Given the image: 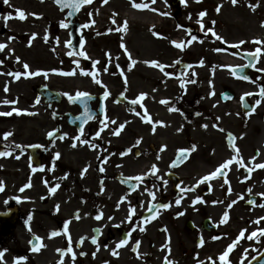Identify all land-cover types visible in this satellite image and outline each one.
Wrapping results in <instances>:
<instances>
[{"label": "flooded vegetation", "instance_id": "1", "mask_svg": "<svg viewBox=\"0 0 264 264\" xmlns=\"http://www.w3.org/2000/svg\"><path fill=\"white\" fill-rule=\"evenodd\" d=\"M189 30L192 35L200 39L210 38L203 37L197 27H191L188 23L186 25L178 23L175 28L170 27L169 32L160 33L157 40V42L166 43L168 46L166 51L170 52L175 46L173 44L169 46V42L177 41L176 37L183 36L178 41L183 40L186 46L184 50H181V55L177 60L180 62L175 63V67L179 73L177 76L185 81L179 94L175 93L173 97L167 96L159 100L158 104L161 108L168 109L169 105H172L179 111H176L178 116L164 112L169 116H163L164 124H156L154 136H147L150 134L152 124L144 122L141 116H137L131 110L136 108V111L144 115L146 108V113L150 115L151 109L146 103L147 98L139 101L137 105H132V97L126 90L129 81L132 80L138 85L137 99L141 93H145L144 86L147 79L143 47L141 51H138L140 64L137 69H134L132 63L120 64L116 59L106 57L104 60L99 59V63L93 67V71L100 70L98 78L103 81L107 89L94 82L95 88L91 93L92 99L89 103L92 118L83 128V135L80 134L78 128L80 124L76 122V119L80 118L83 113L82 109L63 96L59 102H48L49 104L37 97L41 105H35L32 100H25L26 105L21 108L23 114L12 113L11 116H0V126L14 124L20 119L22 121L17 134L10 129L0 133V150L11 152L10 156L0 157V183L4 185V191L0 192V251H4L0 264H17L19 257H27V259L19 260L18 264H58L61 253L57 249L67 252L69 246L67 234L63 231L64 224L69 221H71L68 226L72 240L71 246L76 253L74 264H165V257L173 264H198L197 259L194 258L196 251L193 248L188 249L184 242L186 235L192 236L194 232H196L194 248L202 250L206 246V250L203 251L204 257L213 253L212 246L208 245L206 240L209 232L206 222L215 220L209 217L205 205L209 201V196H215L216 190H221L225 186L214 185L224 181L225 177L214 178L196 187L197 181L214 169L199 175L197 173L212 165V160L218 157L221 149L226 152L221 153L219 157L223 154L224 158L229 159L235 155L227 142L229 133L236 137L234 143L240 149L244 163L252 169L249 176L246 168L240 167L235 162L232 164L235 170L238 168L242 172L243 176L237 180L241 186H244L245 191H247L246 183H251L253 178L264 171V168L256 167L257 164L264 163V101L259 106L255 105V101L260 99L259 87L264 84H257L256 80H259L260 76L258 73L251 72L258 66L259 60L255 67L245 74L249 77L248 80L234 76L238 81H235L238 87L243 90H233L232 101L226 102L223 99L225 87L218 96L221 103H233L239 106L238 115H236L239 126L227 128L225 124L228 116L226 115L223 121L214 120L209 107H205V98L196 91L188 93L189 90L185 89L186 84L192 83L193 80L196 82L195 78H190L194 76L192 69L197 67V63L205 57L203 54L197 56L195 60L196 56L192 51H188L197 44L196 41H192L190 45L187 44L190 36L185 37L184 32L188 33ZM232 50L234 54L248 52L247 50ZM173 53L177 55L171 51L167 57L161 52H155V60L167 65L165 63L170 61ZM102 55L106 56V54ZM243 60L246 61L248 58ZM189 65L191 68L188 67ZM105 67L108 68L107 72L103 71ZM152 67L160 76H163L160 84L174 78V75L165 76L159 68ZM121 69L124 70L123 73ZM136 70L137 73H135ZM165 71L171 73L166 68ZM185 74L190 79L186 80ZM125 76L127 84L124 82ZM108 88H115L116 91H110L111 95L105 98L103 93L105 90L109 91ZM246 92H252L253 95L242 100L241 97ZM164 99H167L169 104L160 102ZM12 107V104L0 103L2 112L11 111ZM253 107H255V112L251 111ZM129 113L138 119L135 125L139 130V137L129 136V128L133 125L130 120L125 122L129 118ZM57 116H62L63 120H56ZM105 117L108 119L106 120ZM113 119L116 124L111 123ZM171 119L174 120L172 126L164 130ZM251 119L257 120L250 123ZM152 120L155 121V117ZM197 120L201 122L196 123ZM204 121H209L211 128L221 136L219 141L207 137L209 134L205 133ZM122 123L125 127L120 135H113V130ZM105 124L108 126L104 127ZM219 128H223L224 131H220ZM108 129L111 132L107 131ZM163 130L173 131L162 133ZM53 131L55 135L49 137V132ZM98 131L100 132L99 137L96 135ZM7 132L13 135L5 140L4 133ZM65 133L67 135L60 139ZM193 133H196V137H192ZM77 136H80V140L87 139L89 144H81L80 140L74 139ZM73 143L77 146L73 147ZM92 144L97 147H91ZM17 145L22 146V149L16 147ZM193 145L196 146L195 151H189L183 160H177L178 150L191 149ZM162 148H164L163 151H161ZM129 149H131L130 152ZM57 152L60 153L59 158L55 155ZM253 157H255L254 162ZM173 161H176L175 167L172 166ZM153 164L159 169L156 176H162V180H158L153 175L147 176L143 183L131 180L130 184L138 185L135 188L123 182L129 177L149 172ZM101 167L105 171H100ZM85 168H87L86 172ZM231 173L230 165L226 170V179ZM258 178L262 181L264 175ZM29 182L31 186L25 187ZM56 184L60 187L53 194L50 188ZM254 185V192H264V190L259 192L261 184L260 186ZM229 187L231 186H227L225 190L224 198L221 194L219 197L215 196L217 201L220 200L219 203L224 202L227 196H234L235 191L229 194ZM21 188H24V191H20ZM145 188L156 193L155 201L152 200L149 192L145 191ZM192 188L195 190L184 191ZM231 189H234V186ZM124 197L127 199H123ZM196 197H201L203 202H195ZM236 197L227 202L228 207L231 205L234 209L240 203L243 204L244 199H239L238 195ZM178 198L181 199L179 205L175 203ZM258 199L257 195H248L247 205L255 206ZM233 201L236 202L232 203ZM249 201H254V203ZM153 203L157 205L167 203L171 204V207L154 208L150 213L147 208ZM57 206H59L58 209ZM131 207L136 208V213L129 222L126 218L130 214ZM101 212L103 216L97 220L95 217ZM157 212L159 215L155 219L144 223L145 218L156 215ZM77 214L80 219L75 218ZM257 217H264V215L262 213ZM176 223L178 225H175ZM141 227L145 230L140 231ZM133 228L136 230L132 231ZM217 230L219 232L218 228ZM53 231L61 234L50 238ZM129 233H131L130 236ZM216 234L217 232H214L212 236L219 237L215 240L227 239L221 233L218 236ZM36 236L41 237L43 244L46 245L39 252L31 250L30 242L34 241ZM82 237L84 242L80 244ZM92 237L96 238V244L92 243ZM201 237L204 240L203 246L200 245ZM122 239H128L129 242L117 249V244ZM136 241L140 242V246L134 251ZM113 250H117L119 255L114 256ZM71 257L70 252L64 255V264H73Z\"/></svg>", "mask_w": 264, "mask_h": 264}, {"label": "rangeland", "instance_id": "2", "mask_svg": "<svg viewBox=\"0 0 264 264\" xmlns=\"http://www.w3.org/2000/svg\"><path fill=\"white\" fill-rule=\"evenodd\" d=\"M177 1L179 0H168V4L165 5L164 0H156V3L152 4L151 7L159 11L153 12L148 9L139 10L134 8L132 6V0H109L108 4H104L103 0H93V3L88 8L84 9L78 18L82 24L89 23L93 19L96 21L94 25L84 30L86 33V41L83 51L87 53V58L80 57L79 68L92 71L93 62L99 59L104 60L105 57L113 60L116 59L120 64L126 62L129 65L131 61L128 59L127 53L124 52L122 45L127 47L132 58L137 61L134 65V69H137L140 64L138 51H141L142 47L145 52V61L149 62L155 60V52H161L163 56L167 57H169L171 51L175 52L177 55L173 53L172 58L169 59L170 61L165 63L167 64L166 69L173 73L174 78L160 84V81L163 80V76H160L152 66H148L150 63H146L144 69L147 81L144 90L147 94L146 103L151 109L150 115L152 119L155 117V121H162L163 116L167 115L164 114V112L178 116L176 111H170V108H175L172 105H169L168 109H163L158 103L162 98H166L167 96L173 97L172 95L175 93L179 94V91H181L180 89H182L185 80L177 76L179 73L175 67V63L181 55V50L172 47L170 52L166 51L168 48L167 44L164 42H157L159 36L154 35V33L169 32L170 27L175 28L178 23L181 25H186L188 23L191 26L197 27L203 37L211 38L207 40L202 39L203 43H200L199 40L196 41L197 44L188 50L192 51L196 56L195 60H197V56L203 54L205 57L202 58V60H204L203 65L200 64V60L199 63H197V67L192 69V74H194V76L190 78H195L196 82L186 84L185 89L189 90L188 93L191 91L194 93L196 91L205 98V107H209L214 120L218 122L223 121L222 119L226 118L224 117L226 115L228 118L226 119L225 126L229 129L233 126L238 127L239 124L236 115H238L239 106L233 103H221L218 98L225 86L230 87L234 91L243 90L238 87V81L234 79V76L231 74V69L223 67L220 63L224 53H227L229 57H234L233 51L217 52L214 51V49H224L226 47L225 44L237 43L239 41H245V43L242 44L239 49L236 48L235 50L253 51L256 47L264 48V44L257 45L252 42L255 39L264 41V0H238V3L235 5L232 4V0H187V4L184 3V0ZM136 2L150 3V0H136ZM175 3H177V6H173ZM249 4H258L259 6L253 11L252 8L249 7ZM219 5H222V7L220 12L217 13L216 8ZM15 9L25 10L29 15L22 21L16 18L17 14ZM161 11L169 12L170 15L162 16L159 14ZM201 11L207 12V15L203 18L205 29L213 27L214 30L224 38V41L228 43L215 40L212 35H205V33L200 30L197 20L199 19V13ZM32 13L38 15L33 16L31 15ZM9 14H12V18H7ZM189 16L191 19H189ZM113 18L116 20L115 24L112 23ZM250 18L256 25L253 30L244 28ZM62 21L66 22L64 13H61L50 1L10 0L8 4H5L4 0H0V43L7 44V47L3 51H0V61H3V63L0 64V102L5 99L18 101L12 104V112H15L13 109L21 110V108L26 105L25 100H32L35 102V105H41L40 102L38 104L36 103L39 99L35 93V87L40 85L47 86L50 89L60 92L62 95H64V93L75 95L77 91H84L87 93H92L94 91L95 84L92 77L90 75H81L79 69H77V65L73 63V61L78 59L67 55V53L71 51L68 48V44H66V41L70 40V32L68 29L60 26ZM125 21H127L128 24L127 31H115V29L121 27ZM212 21H215L214 25H212ZM110 29H112V31H109ZM33 33L37 34L34 40L31 39ZM46 34L48 35L47 42L44 39ZM184 36L186 37L189 35L187 32H184ZM57 38L59 39L58 44ZM181 38H183V36L180 38L176 37L177 41ZM250 38H252V40H250ZM30 40L31 44H29ZM170 44L172 43L169 42V46ZM53 49H55V51H53ZM107 53H111V57L102 55ZM17 57L20 58L19 62L16 60ZM235 60L240 62V64H245L240 58H235ZM24 63L29 65V69L25 70L23 68ZM130 66L133 67L132 65ZM261 68H264V53H262L258 66H256L254 70H251L252 73H258L260 76V79L256 80L257 84H264V74L259 73L260 71L257 72V70ZM52 69H56L57 71L52 72ZM73 69H77L76 75L65 76L60 74L61 72H70ZM35 70H41V75L35 77L21 76L19 80L8 75L10 72ZM123 71L124 70L121 69V73H123ZM43 72H48V76L45 77ZM135 73H137V70ZM186 76L187 74H185L186 80L190 79L189 76ZM6 87L8 89L7 92L5 91ZM108 89L111 92L116 91L115 88ZM126 90L129 92L132 99H137V82L133 83V81L130 80ZM213 90L215 91V95H210ZM63 97L67 96L64 95ZM128 117L129 118L126 119L125 122L130 120V122H132L131 125L133 124V127L130 126L129 128V136L139 137L140 133L135 125L138 122L137 117L132 113H129ZM253 120H249L250 123ZM173 121L174 120L171 119L164 130L171 127ZM195 122L200 123L201 121L197 120ZM205 124L209 126L204 129L205 133L209 134L207 137L214 141H219L221 136L211 128V123L209 121H204V125ZM21 126V119L16 120L14 124L1 125L0 133L10 129L17 134ZM23 126H25V123H23ZM164 130L162 133L173 131ZM107 131L111 132L109 129ZM149 133L150 134L147 136H154L153 134L156 132L153 133L151 129ZM166 137L170 136L166 135ZM192 137H196V133H193ZM224 152L226 151L221 149V153ZM221 153L218 154L217 158L212 160V165L209 167L205 165L208 168H203V171L197 173V175L207 171L210 172L212 169H215L218 164L226 161L227 158H224L225 155L222 154V156L219 157ZM231 169L232 173L227 179L228 183H225L224 180L222 181L223 183L219 182V184H214L215 186L225 185L221 190H216L215 196L219 197L221 194L224 198V196H226L225 190L227 186H234V189H232V191H235L234 196H227L224 202L219 203L220 200L217 201V198L211 195L209 196L208 203L205 205L208 209L209 217H213L215 220L211 222L217 225L221 235L226 236L227 239H213V233L218 232V230L208 232L206 240L208 245L212 246L211 250L213 249V253L204 257L203 251L206 250V246L202 250L194 248L196 232H194L192 236L189 234H187L185 238L183 236L188 249L193 248V250L196 251L197 254L194 255V258L197 259L198 264L200 261H204V264L212 263V261L207 259L208 257H212L215 264H224L223 261L219 260V256L227 250L230 244L237 240L241 230L245 229L244 237L240 238L239 243L234 248L236 250L229 253L227 258L229 264H232V261L233 264H241V262L247 264L253 256L264 249V235H261L258 231L259 229H264V220H260L258 224L255 223L259 214L263 213L264 215V207H261V205H264V196L258 195L260 193L253 191L254 184L262 185L259 192L264 190V179L260 181L258 178L262 174L264 175V171L253 178L251 183H246L245 187H247V191H245L244 186H241L237 180L241 179L243 176L242 172L238 168L235 170L234 165H231ZM249 189H251V192L248 191ZM250 194L257 195L259 198L256 205L253 207L247 205L248 195ZM237 195L238 197H240V195L244 196V200L242 201L243 204L240 203L234 209L228 207L227 202H230V199L237 198ZM226 211L229 214V219L226 223H220ZM197 222H195V224H197ZM175 225H178V223ZM197 227L199 226L197 225ZM253 231L257 232V236L250 240L247 237ZM244 243L246 244L244 245ZM200 253H202V255H200ZM177 256L179 257L180 253Z\"/></svg>", "mask_w": 264, "mask_h": 264}, {"label": "snow or ice", "instance_id": "3", "mask_svg": "<svg viewBox=\"0 0 264 264\" xmlns=\"http://www.w3.org/2000/svg\"><path fill=\"white\" fill-rule=\"evenodd\" d=\"M10 2V0H4V3L5 4H8ZM54 2L60 6L61 10L67 8V9H70V11H68L67 13V16L68 17H72L74 15V13H78L82 6H85V5H91L93 3V0H54ZM109 0H103V3L104 4H108ZM156 3V0H150V3H137L136 0H132V6L136 9H139V10H144V9H148V10H151L153 12H157L159 11L158 9L156 8H153L151 7L152 4H155ZM184 3L187 4V0H184ZM238 3V0H232V4L235 5ZM164 4L167 5L168 4V0H164ZM259 5L258 4H249V7L252 8L253 11L256 10V8L258 7ZM222 5H219L217 6L216 8V12L219 13L220 12V9H221ZM15 12L17 14L16 18L20 19V20H25L27 18V16L29 15V13H27L25 10H22V9H15ZM160 15L162 16H169L170 13L169 12H163L161 11L159 13ZM31 15L33 16H37L38 14H35V13H32ZM207 15V12L206 11H201L199 13V19L197 20V23L199 24L200 26V30L202 32L205 33V35H207L208 33H211L212 37L215 38V40H218V41H224V38L219 35L213 27H208L207 29H205V26H204V22H203V18ZM7 18H12V14H9V17ZM6 18V19H7ZM189 19H191V17L189 16ZM71 23V21H62L60 26L62 28H69V24ZM96 23V21L93 19L91 20L89 23H86L84 24L82 27L83 28H89L91 27L92 25H94ZM112 23L115 24L116 23V20L115 18L112 19ZM212 25L215 24V21H212L211 22ZM182 27V26H180ZM154 28V26H153ZM128 29V24H127V21H125L123 23V25L121 27H117L115 29V31H119V32H126ZM109 31H112V29H110ZM36 35L35 33L32 34V37L31 39L34 40L36 38ZM154 35H157V36H160L161 34L160 33H154ZM188 35L190 36V40L187 41V44L190 45L192 41H198L200 43H203V40L200 39L199 37H197L196 35H192L190 30L188 31ZM45 41L47 42L48 40V35L46 34L45 37H44ZM225 43H228L227 41H224ZM253 43L257 44V45H262L264 44V41H261L259 39H255L252 41ZM59 43V39L57 38V44ZM71 40L69 41H66V44L68 45H71ZM171 43L178 49L180 50H184L185 46H186V43L185 42H177L175 40L171 41ZM245 41H239L237 43H234L232 44V47L233 48H237L239 49L241 47L242 44H244ZM29 44H31V40L29 41ZM7 47V44L5 43H0V51H3L5 48ZM83 47V45H81V48ZM122 47L124 48V52L127 53V56H128V59L131 61L132 65H135L137 63V61L135 59L132 58V55L130 53V51L127 49V47H125L124 45H122ZM53 51H55V49H53ZM214 51H217V52H220V51H225V49H222V48H217V49H214ZM264 53V48H261V47H256L253 51H248L246 52V56L247 57H251L250 60H248V63L245 64V65H236V66H232V65H225L223 67H228L231 69V74L237 78H240V79H244V80H248L249 77L248 76H244V75H240V73L243 72V70L247 67H255V63L253 61H256L258 62L261 58V54ZM67 55L71 56L72 55V52H68ZM79 55L82 56V57H86L87 58V53L84 52V51H80L79 52ZM106 55H108L109 57H111V53H107ZM17 62L20 61V58L17 57L16 58ZM180 61H177L176 63H179ZM3 61H0V64H2ZM74 64L77 65V69H79V72L81 75H85V76H91L93 81L98 84V85H103V81L101 79L98 78V72L100 71L99 69H96L95 71H91V70H85V69H82V68H79V65H80V61L79 60H75L73 61ZM99 61H94L93 62V67H95L96 64H98ZM145 63H150L152 66L154 67H157L159 68V70L164 73L165 76H171L173 75V73H169V72H166L165 71V68H166V65L160 63L159 61H156V60H153V61H145ZM204 61L201 60L200 61V64L203 65ZM117 67H119V65H117ZM189 68H191V65L188 66ZM23 68L25 70L29 69V65L27 63H24L23 64ZM77 69H73L72 71L70 72H61L60 74L62 75H65V76H71V75H76L77 73ZM52 72H56L57 70L56 69H52L51 70ZM104 72H107L108 71V68L105 67L103 69ZM258 71H261V72H264V68H261V69H258ZM8 75H11L13 76L16 80H19L21 78V76H25V77H35V76H39L41 75V70H35V71H24V72H20V71H16V72H10L8 73ZM43 75L45 77L48 76V72H43ZM124 82L125 84H127V77L125 76L124 77ZM192 83H195V81H191ZM105 87V89H107V86L106 85H103ZM183 86V85H182ZM5 91L7 92L8 89L7 87L5 88ZM64 95H66L69 99V101L75 103L77 101H79L83 106H84V110H85V115L87 116L88 119H91L92 118V115L90 113V110H89V106H88V101L90 99H92L91 97V94L90 93H87V92H84V91H77L75 93V95L73 96L72 94H69V93H64ZM111 95L110 91L108 90H105L104 93H103V96L105 98L109 97ZM123 95V93H122ZM210 95H215V91L213 90ZM253 93L252 92H246L243 94V96L241 97L242 100H244L245 97H249V96H252ZM258 95L260 97V99H257L255 101V105L256 106H259L261 104L262 101H264V85L260 86L259 87V92H258ZM147 96L146 93H141L139 98L138 99H132L131 100V104L132 105H137L139 103V101H142L145 99V97ZM125 99H127V97L125 96ZM18 101H10V100H3L2 102L0 103H3V104H13V103H17ZM119 102V101H117ZM162 104H169V101L167 99H164V100H161L160 101ZM36 103L38 104L39 103V100L36 101ZM141 107H143V105H141ZM137 116H141L142 120L146 123H150L152 124V131L153 133H155L156 131V124H164L163 121H153L152 120V117L150 115H148L146 113V108H145V114L142 115L141 112L139 111H136V108H132L131 109ZM13 111L17 112L18 114L22 111L20 109H13ZM23 111H26V110H23ZM170 111H179V109H176V108H170ZM252 112H255V107H253L251 109ZM30 115H34L35 113H28ZM199 114V113H198ZM0 115H5V116H11L12 115V111H9V112H2L0 113ZM81 119H83L81 117ZM105 119L107 120L108 118L105 117ZM219 119V118H217ZM111 123L112 124H116V121L113 119L111 120ZM108 125L105 124L104 127H107ZM125 127V124H120L117 126V128H115L112 132L113 135H116V136H119L121 131L124 129ZM204 128H207L208 125L205 124L203 125ZM220 131H224L223 128H219ZM58 131V130H57ZM80 131V134L83 135V132H84V129L83 128H80L79 129ZM13 135V133L11 132H7V133H4V139L7 140V138L9 136ZM49 137H52L55 135V131L53 132H49ZM67 134L65 133L64 135H62L60 137V139H63L64 136H66ZM97 137L100 136V132L98 131L96 133ZM242 138V137H241ZM75 140H80V136H77L74 138ZM236 140V137L229 133L228 136H227V142L229 144V147L233 149L235 155L232 156L231 158L227 159L226 161H224L223 163H221L218 167H216L212 172L204 175L203 177H201L198 181H197V185L196 187L199 186V184H203V183H206V182H209L211 181L212 179L214 178H220V177H225V183H228L227 179H226V170L229 169V166L232 165L234 162L237 163L240 167H243V168H246L247 169V172L250 176L251 174V171L252 169L249 168L245 163H244V158L243 156L240 154V149L236 146V144L234 143V141ZM80 143L81 144H89V141L87 139H83V140H80ZM73 147H76L77 145L75 143H73L72 145ZM91 147L95 148L97 147V145L95 144H92L90 145ZM16 147L18 148H21L22 149V146L20 145H17ZM164 148H166V146H164ZM164 148L161 149V151L164 150ZM195 148L196 146L193 145L191 149H180L178 150L179 154L177 156V160H183L189 151H195ZM129 152L131 151V149L128 150ZM11 155V152H8V151H5V152H0V157H3V156H10ZM56 157L59 158L60 156V153L57 152L56 154ZM16 158H19V157H16ZM253 162L255 161V157L252 158ZM106 163V161H105ZM173 167L176 166V161H173V164H172ZM257 168H264V163H261V164H257L256 165ZM84 171L86 172L87 171V168L84 169ZM100 171H105V169L103 167L100 168ZM159 172V169L158 167L153 164L151 166V169L149 170V172L147 173H143V174H139V175H136L135 177H129L128 180H125L123 181L124 183H129L131 180H135V181H139L140 183H143L144 180L146 179L147 176L149 175H153V176H156V174ZM156 178L158 180H162L163 177L162 176H156ZM166 183V181H165ZM31 186V183L29 182L28 185H25V187H30ZM138 185H133V184H130L129 183V187L131 188H135L137 187ZM223 186V185H222ZM60 187L59 184H56L55 186L51 187L50 188V192L51 193H55L57 191V189ZM195 190L194 188L192 189H185L184 191H193ZM4 191V185L3 183H0V192ZM20 191H24V188H21ZM145 191H148L149 192V195L152 197V200L155 201L156 199V193L154 191H149L147 188H145ZM232 189L231 187H229L228 189V192L229 194L231 193ZM249 192H251V189L248 190ZM258 195H261V196H264V193H260ZM123 199H127V197H124ZM239 199H244V196L243 195H240ZM195 202H203L202 201V198L201 197H196L195 199ZM236 201H233L232 203H235ZM250 203H254V201H249ZM175 203L177 205H179L181 203V199L178 198ZM59 206H57V209H58ZM171 207V204H155L153 203L149 208H147V211L148 212H152L154 208H164V209H167V208H170ZM229 207H231V205H229ZM261 207H264V205H261ZM136 213V208L135 207H131L130 208V214L129 216L126 218L129 222H131L132 220V216L135 215ZM182 214V213H181ZM159 215V213L157 212L156 215H153V216H150V217H147L145 218L144 220V223H148L150 222L151 220L155 219L157 216ZM103 216V213L101 212L99 215H97L95 218L97 220H100ZM76 219H80L79 215L77 214ZM109 219H112L111 217H109ZM229 219V214L228 212L226 211L224 214H223V217H222V220L220 221V223H226ZM264 219V217H260L258 218L255 223H259L260 220ZM29 220H31V217H29ZM69 223H71V221L67 222L64 224L63 226V231L65 234H67V239H68V243H69V246L67 248V252H65L63 249H57V251L59 253H61V259L59 260L58 264H64V259H63V256L66 255L68 252L72 253V261H73V264H74V261H75V257H76V253L73 251V248H72V240H71V236L69 234V231H68V226H69ZM136 228H133L132 231H135ZM145 229L144 228H140V231H144ZM29 231H31V229L29 228ZM165 231H167V229H165ZM246 229L245 230H241L240 234H239V237L237 238L236 241H234L232 244H230L227 248L226 251H224L220 256H219V260L220 261H223L224 264H229L228 262V256H229V253H231L233 251V249L237 246V244L239 243V240L240 238H243L244 237V233H245ZM260 232L261 235H264V229H259L258 230ZM61 233L60 232H57V231H53L51 234H50V238L51 237H55L57 235H60ZM131 235V233H129V236ZM257 236V232L256 231H253L247 238L248 239H253L254 237ZM219 237H213V239H218ZM92 243L96 244L97 243V240L95 237H92ZM84 242V238L82 237L79 241L80 244H83ZM128 239H122L118 244H117V249L120 248V247H123L125 245L128 244ZM32 244V251L34 252H39L42 248L46 247L45 244H43L42 242V238L39 237V236H36L35 237V240L30 242ZM204 244V240L203 238L201 237L200 239V245L203 246ZM140 246V242L139 241H136L135 242V248H134V251L137 250ZM99 250V249H97ZM170 251V249H169ZM112 254L114 256H117L119 255L118 251L117 250H113ZM81 255H84V253H81ZM95 255V253L93 254ZM245 256H246V253H245ZM3 257H4V251H0V261L3 260ZM27 257H19L17 258V264L19 262V260H26ZM209 261H212V264H215V261L213 260L212 257H208L207 258ZM165 264H173L172 261L168 260L167 257H165ZM199 264H204V261H200ZM241 264H243V262H241Z\"/></svg>", "mask_w": 264, "mask_h": 264}, {"label": "water", "instance_id": "4", "mask_svg": "<svg viewBox=\"0 0 264 264\" xmlns=\"http://www.w3.org/2000/svg\"><path fill=\"white\" fill-rule=\"evenodd\" d=\"M65 9H67V8H65ZM65 9H63L62 11H64ZM68 10L70 11V9H68ZM76 16H77V13H74V15L72 17L67 16V18H69L71 21H73L76 18ZM70 28H71V36H72V40H73L71 46L75 50H78L79 49V38L77 36V31H78L79 25L76 23L71 24ZM52 95H55V93L46 90V94H45L46 97H51ZM252 264H264V254L262 256H260L259 258H257Z\"/></svg>", "mask_w": 264, "mask_h": 264}, {"label": "bare ground", "instance_id": "5", "mask_svg": "<svg viewBox=\"0 0 264 264\" xmlns=\"http://www.w3.org/2000/svg\"><path fill=\"white\" fill-rule=\"evenodd\" d=\"M132 17H133V16H132ZM255 26H256V25L253 23L252 19L250 18V19H248V23L245 24V27H244V28H246V29H248V30H251V29L253 30ZM250 40H252V38H250ZM220 63H221L223 66H225V65L236 66V65H239V64H240V63L237 62L234 58L228 57V56H226V55H224V56L221 57Z\"/></svg>", "mask_w": 264, "mask_h": 264}]
</instances>
